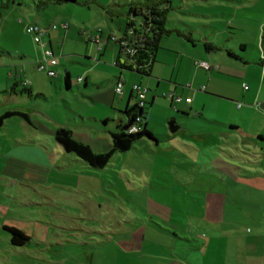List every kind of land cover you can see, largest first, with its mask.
I'll return each instance as SVG.
<instances>
[{"label": "crops", "instance_id": "0c3cea01", "mask_svg": "<svg viewBox=\"0 0 264 264\" xmlns=\"http://www.w3.org/2000/svg\"><path fill=\"white\" fill-rule=\"evenodd\" d=\"M13 3L17 7L23 0H14ZM53 24H67V27L53 29ZM42 25L50 30V34L45 38V46L39 47L38 44L36 50L22 48L24 37L15 50L0 41V118L7 112H21L28 116L25 119L11 115L0 123V179L10 166L3 163L5 155L12 156L8 159L12 168L19 167V162L49 164L47 147L50 144L45 140L54 137L55 131L61 127L70 128L77 140L89 144L96 152L109 151L112 147L111 131L127 119L121 111L139 102L134 84L146 89L147 128L157 137V144L165 140L173 145L191 146L185 135L193 123L200 129L212 128L204 133L199 130L194 136L196 140L219 134L228 136L229 131H237L242 134L243 143L253 139L264 142V68L261 70L257 64L258 60L264 63V55L259 58L251 56L243 40L235 46L222 40L223 34L236 35L229 32L230 25L226 28L205 25L211 29L201 39L206 57L204 52L196 53L191 47V44L198 45L191 25L189 30L178 26L169 28L172 32L163 40L172 34H177L178 39H168L172 46L168 49L162 47V40L156 61L148 73L116 65L118 60L124 65L131 64L121 55L119 47V51L114 50L104 62L99 57L97 64L82 62L77 78L78 85L83 87L76 91H72V69L67 66H64V87L37 69V59L41 58L40 63L46 62L44 49L51 47L54 50V38L61 35L60 28L68 29L69 23ZM4 29V26L0 29V38ZM124 33L125 29L118 41ZM26 40L33 46L31 39ZM105 43L108 47V36ZM100 50L108 52L102 47ZM33 54L36 56L30 58ZM195 57L208 61L213 68L202 67L197 60L194 63ZM67 75L70 86L66 84ZM120 79L124 80V85L119 93L116 85ZM54 88L60 92L56 100L64 102L70 110L66 113L59 109L55 118ZM70 90L72 95L68 93ZM207 95L216 99H209ZM147 103L151 109L148 119ZM86 107L93 111L92 114H85ZM216 107L226 113L238 112L239 116L223 119L205 115L206 109L215 110ZM155 108L162 114L164 130L161 138L148 127ZM72 111L78 114L79 121L72 117ZM69 120H73L74 126ZM173 120L178 126L174 132L168 126ZM214 123L220 126H210ZM8 126L11 127V140L6 139L4 132ZM218 160L221 162L219 167H215L212 161L205 162L199 169L197 166L195 171L198 172L191 177L173 180L174 196L170 202L159 198L157 212L140 218L138 228L123 230L117 239L110 237L109 244L101 247L104 249L96 264H264V178L261 179L264 174L249 171L242 175L240 166L219 155Z\"/></svg>", "mask_w": 264, "mask_h": 264}, {"label": "rangeland", "instance_id": "374dc122", "mask_svg": "<svg viewBox=\"0 0 264 264\" xmlns=\"http://www.w3.org/2000/svg\"><path fill=\"white\" fill-rule=\"evenodd\" d=\"M13 1L0 0V29L5 27L0 41L15 50L24 37L22 48L33 51L38 44L26 32L27 22L40 26L68 22L69 28H60L61 35L54 38V51L60 64L53 66L59 73L53 80L62 83L64 87V66H67L72 69V91H76L83 87L78 85L77 78L78 69L83 67L82 62L97 64L98 57L104 62L114 50L119 51L118 37L123 34L129 21L127 13L130 5L139 0H85L86 3L61 4L45 3L46 0H23L22 5L17 7H14ZM171 2L167 27L172 29L178 26L189 30L191 25L198 42L196 47L191 44L196 53L201 51L204 52V57L208 56L201 39L211 32L210 27H205L209 24L223 28L230 25L229 32H235L236 35L223 34L222 40L232 46L243 40L247 43L251 56L259 58L264 55V0ZM134 22L136 25L140 24L138 18ZM98 33L103 35L101 47L107 53H102L100 44L92 40V34ZM107 36L108 47L104 42ZM212 36L216 38L214 34ZM26 39H31L34 47ZM168 39H178L177 34L166 37L162 42L163 48H172ZM216 53L219 52H213ZM34 56L36 55H30V58ZM40 59H37V69L49 77V65L45 62L48 67L42 70L39 68ZM193 60L194 63L196 60L203 61L198 57ZM259 61L257 64L262 70L264 63ZM251 67L255 69V66ZM68 93L72 95L71 90ZM53 94V102L57 103L54 106L55 118L59 109L66 113L70 110L65 107L64 102L56 100L60 92L55 88ZM207 96L209 99H216ZM74 106L82 108L76 104ZM148 107L150 105L147 103V119L151 110ZM89 112L92 114L93 111L86 107L85 114ZM204 112L206 116L216 115L223 119L239 116L238 112L226 113L224 109L218 110L217 107L215 110L208 108ZM71 113L72 117L80 120L77 113ZM164 121L167 120L163 117ZM69 123L74 126L73 120H69ZM210 126L215 128L220 125L214 123ZM148 127L160 134L158 138H161L164 125L162 114L157 108L152 112ZM200 128L194 123L189 125L185 138L191 146L178 143L173 145L165 140H160L157 144L144 137L130 150L115 152L110 163L102 169L92 168L74 153L66 152L54 137L45 140L50 144V147L47 145L49 164L19 162V167L12 168L8 160L12 156L5 155L3 163L10 166H7L9 168L0 179V264H96L104 249L101 247L109 244L110 237L117 239L123 230L138 228L140 218H145L153 211L157 212L159 207L156 206V201L159 198H165L166 203L170 202L174 196L173 180L191 177L198 172L195 171L197 166L199 169L205 162L212 161L215 167H219L221 162L218 155L243 168L240 170L242 175H247L249 171L264 174V142L253 139L252 142L243 143L242 134L237 131H229L228 136L219 134L196 140L194 136L199 130L203 133L212 130L211 127ZM10 129L8 126L4 132L7 134L6 139L11 140L13 137ZM160 182L163 185H157ZM11 227L21 230L30 239L22 245L12 243V234L8 229Z\"/></svg>", "mask_w": 264, "mask_h": 264}, {"label": "trees", "instance_id": "16d2710c", "mask_svg": "<svg viewBox=\"0 0 264 264\" xmlns=\"http://www.w3.org/2000/svg\"><path fill=\"white\" fill-rule=\"evenodd\" d=\"M69 3L83 2L85 0H46L45 3ZM172 8L171 0H139L130 5L127 13L129 19L125 33L118 41L121 55L125 56L130 65H124L120 60L116 62L124 68L134 69L140 73H148L153 63L156 61V53L161 46L165 36L172 32L167 27L170 22L168 12ZM1 16V11H0ZM138 18L140 24L136 25L134 19ZM102 32V31H100ZM264 36V31H263ZM66 84L70 86L69 75L66 77ZM146 101L140 105L134 104L130 108L120 110L127 116L126 121L117 124L116 128L111 131L112 147L107 152H96L89 144L77 140L70 128L61 127L55 131V139L61 144L68 153H74L86 164L92 168H105L111 161L115 152H126L140 139L147 137L158 141L157 137L147 128L146 122ZM11 115H20L27 119L28 116L21 112H7L0 118V123ZM132 122L129 128L127 124ZM136 126V130L131 131V127ZM12 234L11 241L14 244H25L30 238L21 230L11 227L8 228Z\"/></svg>", "mask_w": 264, "mask_h": 264}, {"label": "built area", "instance_id": "2783aa9c", "mask_svg": "<svg viewBox=\"0 0 264 264\" xmlns=\"http://www.w3.org/2000/svg\"><path fill=\"white\" fill-rule=\"evenodd\" d=\"M63 27L66 28L67 24H53L52 28L53 29H57L58 27ZM26 32L31 34L34 38V41L39 44V45H44L47 43L45 41L46 36H48L50 34V30L40 26L37 23H27L26 24ZM92 40L96 43L100 44V48H101V43L103 41V37L99 34L95 35L94 37H92ZM105 42V41H104ZM44 56L46 59V62L48 63V65H46V63H40L39 67L41 69H46L48 67V75L51 77H54L57 75V71L53 68V66L58 65V58L53 50V48L51 47H47L44 49ZM198 65L211 70L213 68V66L208 62V61H198L197 62ZM27 84V83H26ZM123 85H124V80L120 79L116 85V92H122L123 90ZM245 88H248V86L246 85ZM134 91L136 92V95L138 97V99L140 100V105L143 104V102L145 101V97H146V89L143 88L141 85L139 84H134L133 86ZM180 100V99H178ZM136 126L131 127V131L136 130Z\"/></svg>", "mask_w": 264, "mask_h": 264}, {"label": "water", "instance_id": "95a60500", "mask_svg": "<svg viewBox=\"0 0 264 264\" xmlns=\"http://www.w3.org/2000/svg\"><path fill=\"white\" fill-rule=\"evenodd\" d=\"M131 124H132V122H130L129 124H127L126 126H125V128H129L130 126H131ZM169 125H170V129H171V131H176V129H177V125H175V120H173V121H170V123H169Z\"/></svg>", "mask_w": 264, "mask_h": 264}]
</instances>
